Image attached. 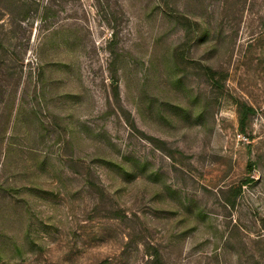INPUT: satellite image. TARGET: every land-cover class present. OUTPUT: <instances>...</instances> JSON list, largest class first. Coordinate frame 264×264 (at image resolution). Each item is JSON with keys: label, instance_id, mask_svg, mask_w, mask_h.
I'll return each mask as SVG.
<instances>
[{"label": "rangeland", "instance_id": "1", "mask_svg": "<svg viewBox=\"0 0 264 264\" xmlns=\"http://www.w3.org/2000/svg\"><path fill=\"white\" fill-rule=\"evenodd\" d=\"M19 1L0 264H264V0Z\"/></svg>", "mask_w": 264, "mask_h": 264}, {"label": "trees", "instance_id": "2", "mask_svg": "<svg viewBox=\"0 0 264 264\" xmlns=\"http://www.w3.org/2000/svg\"><path fill=\"white\" fill-rule=\"evenodd\" d=\"M16 1H18V3H16ZM29 1H30V4H35V3L37 4L36 0H29ZM6 4H7V8L5 6H3V10H2V8L0 7V20L2 19L3 15H6L7 17H9L6 20V25H7V28L9 29L11 27L12 23L15 22V20H16V22L17 21L18 22L24 21L25 13H27L26 8L28 7L29 4L27 2H21L19 0H6ZM17 4H19L20 6L22 5V7L26 10V11L24 10V14L20 18H18L16 15L13 14L12 8L8 7V5L14 6ZM26 4H28V5H26ZM25 5H26V7H25ZM46 10H47V7L43 6L42 13L45 14ZM2 26H3V24L0 25V28H2ZM10 32H12V31H10ZM10 32H9V35H10ZM7 34L8 33H4V32L0 31V58L2 56V53H11V54L13 53L12 51H10V49H11L10 48L11 47V42H10L11 36H8ZM1 63H3V62H1ZM207 69H208V71H210V68L207 67ZM252 112H253V109L249 105L244 104V103L243 104H237V114H238V122H239L240 128H242V127L244 128V126L246 125L247 119ZM249 181H250V178L246 177L240 182L239 185L232 187L230 189L231 197L227 198V203L229 206H233L236 196L240 193L241 187L243 185H246ZM153 259H154L155 264H163L161 259H160V255H159L158 251H155V256L153 255Z\"/></svg>", "mask_w": 264, "mask_h": 264}]
</instances>
